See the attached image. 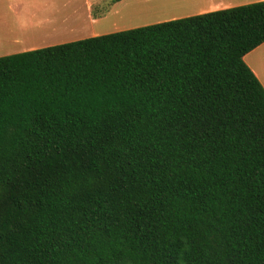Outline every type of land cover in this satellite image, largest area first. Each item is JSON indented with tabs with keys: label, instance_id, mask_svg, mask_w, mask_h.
Wrapping results in <instances>:
<instances>
[{
	"label": "trees",
	"instance_id": "16d2710c",
	"mask_svg": "<svg viewBox=\"0 0 264 264\" xmlns=\"http://www.w3.org/2000/svg\"><path fill=\"white\" fill-rule=\"evenodd\" d=\"M262 42L256 1L1 55L0 264H264Z\"/></svg>",
	"mask_w": 264,
	"mask_h": 264
},
{
	"label": "crops",
	"instance_id": "0c3cea01",
	"mask_svg": "<svg viewBox=\"0 0 264 264\" xmlns=\"http://www.w3.org/2000/svg\"><path fill=\"white\" fill-rule=\"evenodd\" d=\"M256 1L264 0H159L155 18L165 21ZM122 2L0 0V56L104 34L103 26ZM242 58L264 87V42Z\"/></svg>",
	"mask_w": 264,
	"mask_h": 264
},
{
	"label": "rangeland",
	"instance_id": "374dc122",
	"mask_svg": "<svg viewBox=\"0 0 264 264\" xmlns=\"http://www.w3.org/2000/svg\"><path fill=\"white\" fill-rule=\"evenodd\" d=\"M115 1L118 0H107V5ZM158 1L156 0L151 4L145 0H123L118 10L107 19L109 21L108 26H103L101 33H110L159 22L155 18L156 11L161 7L158 5L161 2Z\"/></svg>",
	"mask_w": 264,
	"mask_h": 264
}]
</instances>
